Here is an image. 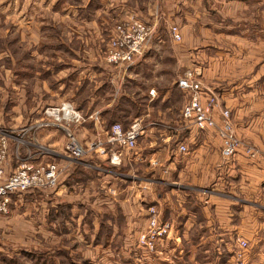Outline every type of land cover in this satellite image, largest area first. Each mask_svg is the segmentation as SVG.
Segmentation results:
<instances>
[{"label": "rangeland", "instance_id": "obj_1", "mask_svg": "<svg viewBox=\"0 0 264 264\" xmlns=\"http://www.w3.org/2000/svg\"><path fill=\"white\" fill-rule=\"evenodd\" d=\"M92 1L0 0V136L8 137L3 169L10 174L24 161L59 168L54 185L13 193L7 210L0 211V264H264V219L262 229L246 238L216 239L214 230L210 236L202 226L187 232L182 210L170 196V179L156 176V169L146 180L138 177L145 158L179 157L173 151L185 131L149 127L135 150L115 147L126 160L117 165L101 148H91L117 123L126 128L141 118L180 126L189 94L178 83L193 71L219 100L213 116L221 121L222 111L228 110L243 144L226 157L222 139L209 129L220 142L221 158H264V0H140L139 9H155L148 19L130 11L125 18L105 17ZM199 11L209 15L210 44L218 33L219 48L210 46L206 56L208 69H214L207 73L208 83L202 77L205 66L190 67L193 58L181 63L182 35L177 40L171 34L173 26L179 28L190 17L201 23ZM140 19L155 28L144 55L132 64L109 63L106 51L116 26ZM167 90H172L170 97ZM238 91L248 96L223 100ZM62 103H72L86 120L47 126L52 121L46 108ZM70 135L87 148L78 162L65 151ZM18 140L33 144L18 146ZM247 146L254 155L245 152ZM144 147V154H135ZM172 183L185 189L184 183ZM152 207L170 230L149 251L140 236L155 214ZM240 240L247 241L246 248Z\"/></svg>", "mask_w": 264, "mask_h": 264}, {"label": "crops", "instance_id": "obj_2", "mask_svg": "<svg viewBox=\"0 0 264 264\" xmlns=\"http://www.w3.org/2000/svg\"><path fill=\"white\" fill-rule=\"evenodd\" d=\"M139 1L93 0L92 3L95 2V5H99L97 9L101 10L98 13L103 11L101 15L105 17L112 15L125 18L130 16V12H135V15L138 14L141 18L148 19L155 9H149V12L148 6H146L143 11L138 8ZM135 2L136 4H134ZM153 3H155V0ZM195 3L199 4V0H195ZM128 5H135V7L130 9L127 7ZM160 10L159 13H162V8ZM200 13L201 18L199 19L202 20L201 23L194 17H190L191 19L182 20L179 24L184 42L181 46L183 51L180 59L181 63L184 61L188 64L191 61L190 58H193L192 65H189L190 67L205 66L203 67L202 77L207 82V73L209 72V75L214 74V69H212V65L208 69L206 56L210 46H218L215 42L218 33L216 37L212 36L214 42L210 44V18L209 15ZM196 16L199 17L198 15ZM169 17V22H171L172 16L170 15ZM157 19L159 22V17L155 18V22H157ZM162 19L165 21V14L164 18L160 19V24ZM158 22L156 32L158 30ZM97 48L99 47L97 46ZM199 48L201 50H198ZM254 79L256 80V77ZM240 86H242L241 83L234 88L238 87L239 89ZM170 91L172 90H167L166 97H170L172 93ZM247 96L248 94H245L242 97L241 92L239 93L238 91L236 97L229 99L225 97L223 100L227 103L239 102V99ZM249 97H252V92L249 93ZM244 104H241L239 109H237L239 114L243 113L242 106ZM184 141L189 146V152L182 154L177 150L173 151L178 152L175 155L179 156L174 158H163L162 156L161 158H152L153 156L145 158L146 162L137 169L140 173L138 177L146 180L148 179L147 176L153 174L154 169H156V176H160L165 181L170 179V181H167L173 186L170 187L172 188L170 196L175 198V207L178 204L179 208L177 209L182 210L183 223L187 232L190 229L194 231V229L202 226L209 228L210 236H213L212 230H214L216 239L221 237V239L231 240L237 237L249 236L251 232L255 233L258 229L261 230L264 219V158L255 160L234 158L225 162L221 158L220 142L212 130L197 131L193 129L189 132L186 131ZM149 149L152 150V148ZM138 152L144 154L146 152L145 147L139 148L135 154H138ZM150 152L147 153L149 156ZM136 161L137 163H142L143 159ZM125 162L126 160L123 161V163ZM149 162H158L157 167L159 169L153 167ZM129 172H131V169ZM172 180L177 182V184L184 183L185 189L182 190L176 185H172Z\"/></svg>", "mask_w": 264, "mask_h": 264}, {"label": "built area", "instance_id": "obj_3", "mask_svg": "<svg viewBox=\"0 0 264 264\" xmlns=\"http://www.w3.org/2000/svg\"><path fill=\"white\" fill-rule=\"evenodd\" d=\"M154 26L142 20H128L125 23L118 24L111 38V42L106 51V60L114 64H132L141 58L154 35ZM172 36L180 40V30L177 26L171 28ZM179 87L189 94L187 103L182 111L180 126L174 127L170 123H145L141 118L136 119L129 127H123L122 124H114L107 131L105 140L99 139L97 143L91 144V148H101L102 153L108 154L111 164H120L123 161L122 153L118 152L115 147L129 151L135 150L137 142L148 131L149 127L164 125L172 133H183L184 131H204L214 129L223 143V154L226 157L234 155L242 146L233 130L232 123L229 121V111L223 110L221 121H218L213 112L218 109L219 100L216 94L207 87L202 79L193 72L189 71L179 80ZM152 90L150 94L153 95ZM97 112L89 116L93 118L97 116ZM45 115L52 122L46 125L54 124L59 126L60 123L77 124L85 121L84 113L73 106L72 103H62L57 106L46 108ZM97 118V117H95ZM55 122V123H53ZM38 124V122H36ZM34 126H30L29 129ZM0 136V211L7 210V204L13 193L25 192L29 189L41 187H49L55 184L58 179L59 168L55 164L47 163L45 165L24 161L17 167V170L8 174L3 169L5 158L8 157V137L2 132ZM65 146V151L69 160L78 162L80 157L86 155L85 148L74 136ZM171 138V136H169ZM16 139V138H15ZM98 140V139H97ZM19 141V140H18ZM33 144L31 142L19 141L18 146ZM114 146V150L108 148ZM176 150L185 154L188 152L187 144L177 142ZM245 152L254 155L255 149L251 146L245 148ZM146 188V186H144ZM155 213L150 221L148 230L140 236L141 244L149 251H154L158 242L163 241L164 235L170 230V223L163 222L157 215L155 207H152ZM161 220V221H160ZM239 244L242 248L247 247V241L240 240Z\"/></svg>", "mask_w": 264, "mask_h": 264}, {"label": "trees", "instance_id": "obj_4", "mask_svg": "<svg viewBox=\"0 0 264 264\" xmlns=\"http://www.w3.org/2000/svg\"><path fill=\"white\" fill-rule=\"evenodd\" d=\"M110 111H112V112H109L110 113L109 115L116 116V112H114V110H110Z\"/></svg>", "mask_w": 264, "mask_h": 264}]
</instances>
